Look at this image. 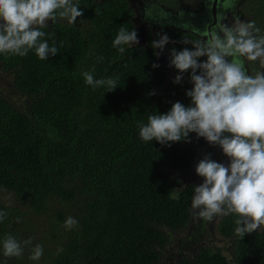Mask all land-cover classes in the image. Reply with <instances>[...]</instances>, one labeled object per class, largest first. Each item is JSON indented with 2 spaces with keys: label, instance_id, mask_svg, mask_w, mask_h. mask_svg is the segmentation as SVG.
<instances>
[{
  "label": "trees",
  "instance_id": "16d2710c",
  "mask_svg": "<svg viewBox=\"0 0 264 264\" xmlns=\"http://www.w3.org/2000/svg\"><path fill=\"white\" fill-rule=\"evenodd\" d=\"M72 2L80 5L87 29L59 16L49 20L42 31L59 48L57 55L41 60L34 49L25 56L0 53L15 90L26 96L20 108L0 91V188L37 214L48 210L51 199L69 206L65 215L67 209L57 213L78 224L64 230L52 264H159L169 234L183 232L191 218L194 186L164 170L188 168L189 141L145 142L138 124L177 101L191 104V70L174 83L179 70L173 66L167 78L153 67L150 43L124 46L123 54L112 46L121 26L136 29L128 0ZM197 41L179 32L170 50ZM93 68L94 79L118 77L119 86L93 89L82 75ZM0 211L8 214L0 237H17V207L0 201ZM236 218L224 215L218 224L231 242V258L218 247L201 246L173 264H264V226L241 238Z\"/></svg>",
  "mask_w": 264,
  "mask_h": 264
},
{
  "label": "clouds",
  "instance_id": "9594fccd",
  "mask_svg": "<svg viewBox=\"0 0 264 264\" xmlns=\"http://www.w3.org/2000/svg\"><path fill=\"white\" fill-rule=\"evenodd\" d=\"M82 15L80 5L72 0H0V53L25 56L34 49L41 60L55 56L59 48L55 42L49 45L42 29L57 16L75 23ZM259 32L253 21H237L205 33L207 39L195 42L192 48H173L170 64L179 70L173 82L180 83L183 74L191 70L193 87L186 91L191 104L185 106L177 101L168 112L149 115L147 124H138L145 142L155 139L170 146L169 142H188L189 134L196 133L222 147L230 158L228 166L212 160L210 155L197 164L196 172L204 180L194 188L192 208L207 220L236 214L235 234L241 238L264 226V72L250 75L242 59L264 58V35L258 36ZM169 40L167 34L160 35L159 40L152 41V47L162 52ZM137 44V30L121 26L112 46L123 54L124 46ZM155 54L159 56L160 52ZM94 71L82 73L85 83L93 89L113 91L119 86L118 77L94 79ZM7 215L0 211V221ZM77 224L69 216L64 227L71 229ZM29 244L31 238L18 241L8 235L2 242L3 254L20 257ZM42 255L43 246L37 244L29 259L39 260Z\"/></svg>",
  "mask_w": 264,
  "mask_h": 264
},
{
  "label": "rangeland",
  "instance_id": "374dc122",
  "mask_svg": "<svg viewBox=\"0 0 264 264\" xmlns=\"http://www.w3.org/2000/svg\"><path fill=\"white\" fill-rule=\"evenodd\" d=\"M156 1L161 4L168 3L171 4L170 6H175L181 1L186 2L188 0ZM128 2L134 10V16L132 17V20L138 31L139 44L144 45L147 25L141 16V7L146 2V0H128ZM61 21L69 23L67 18H62ZM71 24L82 27L81 29L84 33L87 29V25L81 17H78L76 22ZM261 35H264V30H261ZM154 36L159 37L156 32H154ZM157 52H160V55L158 56V66L155 68L163 70L166 73L167 78H169L174 74L172 68L170 67V63L166 60L164 61L165 56L163 55V51L161 52V50L158 49ZM262 61L264 63V58H258L254 64L255 69L258 70V72L262 66ZM0 91L14 104L18 105L20 108H24L26 96L15 90L12 73L5 72L2 68L1 62ZM164 170L180 178V169L164 168ZM0 201L10 207L16 206L18 209L17 218H19V222L14 228L15 230L17 229L18 233L17 237L15 238L18 241H25L31 238V244L24 246V252L22 256L6 257L3 254L2 242L6 236H12V234L10 232L5 233L2 238L0 237V261L5 264H52L54 258L59 254L63 247L61 244L64 240V230L66 229L64 224L67 220V218L62 219L57 211L58 209H67L68 211H64L65 215L66 212H69V206L66 204H60L57 200L51 199L48 205V210L44 213L37 214L28 208L25 202L16 200L15 195L12 192L2 188H0ZM199 226L200 224L197 222L195 212L192 214L191 211V218L187 223L185 230L183 232H179L180 234L178 232H172L169 234V239L166 246L163 247L159 264H173L180 255L184 253V255L194 254L195 251L201 246H210L212 248L218 247L227 258H231V242L220 234L216 224L213 223V221L208 224L205 222L204 231L206 235H203L202 238H199L198 235L195 234L196 238H194L193 241H180L183 237L189 238L190 231L195 232L191 227L200 228ZM37 244L43 246V255L39 260H31L29 257L32 254V249ZM189 249H191V251Z\"/></svg>",
  "mask_w": 264,
  "mask_h": 264
},
{
  "label": "flooded vegetation",
  "instance_id": "af4514ba",
  "mask_svg": "<svg viewBox=\"0 0 264 264\" xmlns=\"http://www.w3.org/2000/svg\"><path fill=\"white\" fill-rule=\"evenodd\" d=\"M171 4H161L156 0H146L141 7V16L146 23V35L144 46H148L152 41L159 40L160 35L167 34L170 38L169 43L163 49L164 61L170 63L169 54L171 53L170 45L176 41V35L179 32L190 33L198 38L199 41L207 39L205 33L219 31L222 26H231L237 21H253L255 26L260 29L257 34L261 36V30H264V0H188L181 1L175 6ZM227 5V6H226ZM134 16V14H133ZM154 32L159 37L154 36ZM222 35V34H221ZM155 53L158 49H155ZM206 57H204V60ZM244 60L246 69L250 75H255L258 70L255 69V61ZM155 64H158V56L156 55ZM173 71V66L170 64ZM264 72V63L259 69ZM259 71V72H260ZM224 135L231 136V133ZM193 138V139H192ZM189 140L188 147L190 149L189 166L186 169L180 170V177L183 180L184 186L192 184L195 186L203 183L204 178L196 172L198 162L206 155L216 162L223 163L225 166L230 164V158L223 153L222 147L218 144H210L205 138L198 137L194 133ZM197 222L200 228L191 227L195 232L190 231L189 238H182L183 241H193L198 235L202 238L206 235L204 231L205 222L218 224L224 215L215 216L211 221L199 216V210L193 209ZM209 221V222H208ZM191 251V249H189ZM189 252V251H188Z\"/></svg>",
  "mask_w": 264,
  "mask_h": 264
}]
</instances>
